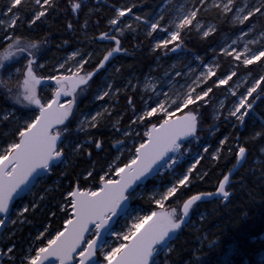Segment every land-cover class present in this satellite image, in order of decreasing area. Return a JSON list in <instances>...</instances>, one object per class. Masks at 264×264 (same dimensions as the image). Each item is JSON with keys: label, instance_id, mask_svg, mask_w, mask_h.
<instances>
[{"label": "snow or ice", "instance_id": "obj_1", "mask_svg": "<svg viewBox=\"0 0 264 264\" xmlns=\"http://www.w3.org/2000/svg\"><path fill=\"white\" fill-rule=\"evenodd\" d=\"M198 3L205 5V0H198ZM68 4L73 13H77L83 7L82 0H68ZM214 6L222 7L223 13H231L233 8H236V15L233 19L244 25L248 32L254 31L257 27L255 19L258 15L264 17V0L245 3L243 7L237 6L234 0H226V3L220 0V2L214 3ZM57 8V0H33V6L30 9H26L23 0H7L4 9L0 10V14L5 16L4 19H0V25L6 26L8 31L14 33L18 21L23 22L24 19H27L28 24L33 25L41 18H46L47 14ZM134 8H136L135 4L115 8V15L108 20V24L112 26L111 30L100 33L102 39L114 42L115 47L103 54L93 71L85 72L83 75L77 76L76 72H72V69H67L68 72H72L71 76L61 74L38 77L33 70V63L37 58L28 49L38 48L41 43L39 40L30 41L27 47L20 48L21 37L16 36L15 39H12L11 44L0 51V69L5 68V61L11 59L16 53L27 51L30 57L26 62L25 75L21 84L23 91L14 97L16 103L24 104L27 101L28 104L19 111L15 107L4 110L3 119L14 127L10 134H0L4 137L0 142V229H3L0 231V264H175V261L167 256L162 260L161 252H174L175 234L186 222L185 218L189 216L190 209L203 197L213 195V193L199 192L183 200L179 210L172 208L167 212L148 211L135 217L125 231H113L111 228L113 217L120 215L121 210L125 209L128 201L138 194L137 189L142 187L149 176L164 168L175 171L179 166V159L183 155L182 145L190 140L199 141L200 139L197 134L199 113L195 111L197 102L203 106L207 103L204 98L212 92L213 86L226 85L236 75L234 69L225 70L220 75H216L217 64L203 63L204 70L200 71L195 79L187 85V90L175 93L171 97L163 91V85L160 86V91H157L154 83L145 84V88H152L156 98L153 99L152 96H149L148 100H152V104H148L146 100L138 114L132 98L127 97L134 110L132 123L139 120L145 124L146 139H141L138 145H134V153L127 162L116 163L114 160L108 165L107 170L101 169L103 174L97 172L94 175L93 171H87V177H91L94 182L92 187H82L77 182V186L67 192V196L71 198L67 201V206L73 215L63 221L65 227L52 231H49L48 227H44L43 231L38 232L36 238L27 243L20 242L18 244L16 233L21 230L20 226L27 222L25 214L30 208L35 210L38 207V200L44 199L43 194L37 197L32 191L36 186L33 184V180L39 183L42 171L50 172L57 163L67 162L68 153L63 145L67 140L65 134L70 130L64 121L73 114L77 87L87 85L89 79L98 70L103 69L106 62H110L114 53L126 52L127 50L121 46V37L126 30L131 32L137 30L132 28L131 22L125 23L121 19L125 17V13H128L136 21L143 22L151 31L158 29L163 31L167 35V39L156 40L155 48L163 47L173 53L183 48L182 32L187 34V32L197 29L202 31L204 37H208L211 32L215 31V28L211 26L207 27V30L201 29V21L196 19L200 9L195 4L187 10H183L182 6V11L168 20L164 18L163 9L158 16L148 18L137 15L133 11ZM26 10L31 11L30 17L22 15ZM162 21L163 23H161ZM245 21H249V23L245 24ZM85 26H87V22H85ZM68 27L72 28V24L69 23ZM138 27L139 25H137ZM151 31L148 32V35H151ZM112 32L116 34L113 35ZM240 35H245V32L242 30ZM260 36L264 37V31L260 32ZM5 39H11V37L5 35ZM239 39L240 37L237 36V40ZM235 43L236 41H233V44ZM170 45L171 47H169ZM220 51L228 56L234 54V60L242 62L246 66L251 65L254 61H260L264 57V49L253 51L248 48L247 44L243 46V52L227 44L222 46ZM86 55L90 56L91 53ZM77 56H80V53L72 51L69 54V59ZM196 59L201 58L197 56ZM84 62L83 56L79 61H76L77 71L82 68ZM59 67L64 68L65 64L61 63ZM15 71L19 72V69ZM192 71V68L189 67V72ZM175 75L180 76L181 72L176 71ZM213 77L210 86L209 80ZM9 79H11V73H9ZM41 79L57 81L58 85L55 94L46 103H42L36 94L35 85L39 84ZM148 80L151 81L152 78L149 77ZM261 81H264V75L253 80L252 86L240 95L239 102L229 112V115L236 117L240 124L244 123L245 116L249 114L248 110L253 109L255 102L264 99V86H261ZM68 82L71 83V87L66 90L65 84ZM128 83L131 85V81ZM0 84L5 86V91L11 97V89L7 87V82L3 78H0ZM201 84L204 87L197 92L196 88ZM105 87L108 90L102 91L97 99L108 96L113 90L110 83ZM258 87L260 88L259 93H257ZM115 91L119 92L120 89L116 88ZM254 93L256 95H253ZM61 94H71L72 99L65 100L61 104ZM161 96L163 99H160ZM248 97H252V100H249ZM32 104L38 106V115L35 114L36 110L29 107ZM65 105L67 106L65 107ZM189 105L192 106L191 110L172 119L173 111L169 110L172 106H175V110L179 111ZM106 107L107 105H105ZM158 111L164 114V119L158 124L151 123L149 125L146 118L153 117ZM100 115L101 112L98 111L90 117L92 123L89 124V127L96 126L95 121ZM85 119L89 118L85 117ZM61 125L62 128L57 127ZM78 127L80 126L78 125ZM81 130L83 129L81 128ZM125 135L136 136L138 134L126 131ZM256 135L262 134L256 133ZM181 137L190 138V140L182 141ZM227 139L228 137L225 136L219 143L223 145ZM93 142L97 148L100 147L99 140ZM117 143L123 145L124 142L118 141ZM80 147V143L75 144L76 149ZM203 151H208L207 146H203ZM261 151L264 152V148H261ZM246 152L247 149L240 145L236 153L237 163L247 159ZM116 159L118 160L119 157ZM199 163L200 159H196L186 170L175 177L174 182L169 181L163 191L157 190L150 193L152 202L163 208L164 201L170 197L180 201L184 189L191 184L192 179L198 178V173H194L193 170ZM235 167L234 164L233 168ZM29 185L32 187L29 188ZM230 188V176L226 174L219 180L215 191L227 199L230 196ZM26 189L28 194L33 196V200L16 206L17 197ZM58 207H63V205H58ZM105 233H108L110 237H115V242L106 239ZM41 237L43 239H39Z\"/></svg>", "mask_w": 264, "mask_h": 264}, {"label": "trees", "instance_id": "obj_2", "mask_svg": "<svg viewBox=\"0 0 264 264\" xmlns=\"http://www.w3.org/2000/svg\"><path fill=\"white\" fill-rule=\"evenodd\" d=\"M146 1L82 0V9L77 13H73L68 0H57L58 8L33 25H29L27 19H24L23 22L18 21L14 33L8 31V29L2 30L0 26V51H3L16 36L21 37L20 41L24 42L39 40L43 46L42 53L39 55L45 64L38 69V72L42 75L51 76L55 73L54 66L66 52L73 49L88 52L91 47H95V50H99L97 51L99 54L95 58H91L94 60H87L84 64V70L91 69L104 53L101 50V43L95 38L91 39V24L94 22L93 20L96 19L98 25L102 26L104 19H110L115 15L116 7L135 4L136 8L133 9L135 11L140 4ZM2 2L4 0H0V10L5 7ZM23 3L26 9H30L33 6V0H23ZM91 7H93L92 10L94 9L93 12ZM199 14L200 17L215 22L217 30L208 37H201L193 30L187 32V34L182 32V49L190 54H202L204 52L205 56L203 58L205 60L209 59L210 55H216L218 58L216 75H220L225 70H229L233 56H225L218 52L211 53L209 47L214 44L215 37L229 27L218 8L210 12L200 11ZM1 15L0 19H2ZM22 15L30 17L31 11L26 10ZM249 19L251 20L252 18ZM85 22H87V26H85ZM69 23L72 24V28L68 27ZM255 23L258 29H264V17L258 15ZM5 35L11 37V39H5ZM147 39H150V37H146L143 33H136V31L126 30L123 33L120 41L127 52L114 58L108 65V67L112 66L111 76L115 86L121 85L123 82L131 81L132 83L135 79L141 80L155 65L157 56L164 54V58H167L170 55V51L163 47L150 52ZM263 62L264 57L260 61H254L247 66L243 65L242 62H237L235 66L236 74L244 75V73H250L253 77L264 75ZM13 66L6 67L2 75V78L7 82V87L11 89V97L2 84L0 87V134H10L11 129L14 127V125H10L8 121L3 119L4 110L13 107L18 111L20 110L15 105L13 97L19 90L21 73L11 75V79H9V73L12 72ZM106 69L101 71L90 84L87 94L79 103L76 116L71 123L67 124L70 131L65 135L67 140H72L73 143L71 145L64 144L63 146L68 153V158H72L64 166L60 164L53 167L52 171L45 177L46 181L40 185L41 192H43L40 194L44 195V199L38 200V207L35 210L30 208L28 213L25 214L27 222L20 226L18 244L23 240L24 236L35 235L43 231L44 227H48L49 231L62 229L64 227L63 221L71 216L72 213L67 206V201L70 200L67 192L77 185V182L82 187H92L94 182L91 177H87V171H93L94 175L97 172L103 174L101 169L107 170L108 165L116 160L117 157H119L117 163L127 162L134 153V145H138L141 139H146L144 133H140L136 137L139 141H136L132 146L133 150L131 152L126 150L117 151L114 146V137L118 136V134H114L115 131L108 129L110 125L107 123L111 117L106 115L93 128L87 127L84 131H81V128H85V125L76 128V121L80 115L85 111H91L97 106L98 101L93 99L100 86L106 82L102 79ZM212 79L214 77L210 78L209 82ZM261 86H264V81H262ZM218 89L221 91L222 87ZM215 90L216 87L213 86L212 92L208 95L207 103L200 106L199 102L195 108V111L201 115V128L198 134L204 135L210 131V128H214L207 135L208 141L211 142L208 151L203 153L200 163L193 170L194 173H198V178L192 179L190 177L192 182L184 189L182 199L176 201L171 198L168 202L169 208L178 209L184 199L195 193L214 191L223 174L235 163L237 146L243 145L247 149V159L242 168L233 176L234 181L230 188L232 193L228 200L214 199L197 204L189 223L183 228L178 237L174 239V252L167 253L161 259L163 260L167 256L174 260L175 264H263L264 152L261 151V148H264V99L256 101L253 109L248 110L249 114L245 116L243 124H240L237 119L236 121H219V118L226 116V114L225 112L221 113L217 119L212 116L211 107L216 100L214 97ZM259 92L260 88L257 93ZM44 95L50 96L47 92H44ZM139 95L140 90L137 86L131 92L127 89L120 90L115 95L105 98V101L108 100L112 104L113 113L121 114L123 112L120 126L132 125L141 132L146 126L141 121L132 123L134 110L127 99V97L132 98L136 113H139L142 108ZM191 109L192 106L189 105L176 114ZM35 114L37 113L35 112ZM163 119V114L146 118L149 125L151 123H159ZM256 133H261L262 135H256ZM225 136L228 139L221 145L219 142ZM3 138V136H0V142H2ZM96 140L100 141V146L102 147L97 149L93 142ZM76 143L81 144L79 149L75 148ZM214 147L220 148L215 157L212 156ZM178 168L182 169V166ZM154 183V179H151L146 182V185ZM45 189H48V191H45ZM31 200H33V196L27 194L16 200V206L20 202L26 204ZM131 204L140 205L148 211L157 209L150 197H146V195L132 200ZM58 205H63V207H58ZM52 213H55V215H52ZM40 239L43 238L41 237Z\"/></svg>", "mask_w": 264, "mask_h": 264}, {"label": "rangeland", "instance_id": "obj_3", "mask_svg": "<svg viewBox=\"0 0 264 264\" xmlns=\"http://www.w3.org/2000/svg\"><path fill=\"white\" fill-rule=\"evenodd\" d=\"M7 2V1H6ZM216 2H220V0H205V5H200L198 3V0H154V4H156L157 6L155 7L154 11H150L152 8L146 7L145 5H142L141 7V12L138 14L136 13V11H134L137 15L140 16H147L148 18H153L158 16L161 13V9H163V15L165 20H168L170 18H174L177 14H179L182 11V6H183V10H187L188 8L192 7L194 4L196 7H199V12L198 15L196 17L197 20L201 21V29L203 30H207V27L211 26L214 27L215 30L217 29V24L213 21H208V20H204V19H200L201 17L199 16L200 11L202 12H210L211 10L218 8V10L220 11V13L222 14L223 19L226 20L228 25H234V29L237 32H233L232 30L227 31V32H223L221 34V38L217 44L219 51L220 48L222 46H224L225 44L227 45H231L232 47H236L238 51L243 52V46L245 44H247L248 48L250 50L256 51V50H260V49H264V37L260 36V32L264 31L261 29H258L256 27V30L252 31V32H248L247 29L245 28L244 25L239 24L238 22H236L233 17L236 15V8H233V11L231 13H223L222 12V7H216L214 6V3ZM223 3H226V0H222ZM255 2V0H234V3L239 6V7H243L245 3H253ZM6 4V3H5ZM148 10V11H146ZM91 11L93 12L94 9ZM5 16H3L2 19H4ZM122 20H124L125 23H129L131 22V24H138L141 23L143 25V29H144V35L147 36L148 32L151 31L149 28H147L145 26V24L143 22H138L135 19L132 18V16H130L128 13H125V17L122 18ZM163 23V21L161 22ZM195 23V21H194ZM249 21H245V24H248ZM2 27V30H6L8 29L6 26L0 25ZM146 30V32H145ZM245 32V35L241 36L240 33L241 31ZM194 32L198 33L199 35H201V37H204L202 35V31L197 30V29H193ZM212 33V32H211ZM210 33V34H211ZM151 37V45L149 48V51H155V43L156 40L159 39H167V35L161 31V30H156V31H151V35H148ZM237 36L240 37L239 40H237ZM233 41H236L235 44H233ZM12 43V42H11ZM10 43V44H11ZM29 44V42H24V41H19V47L20 48H25L27 47V45ZM42 44L39 45L38 48H29L28 51H31L33 53V55L37 58L36 61H34L33 63V69H35V71L38 72V69L41 68L45 62H43V60L41 59V56L39 55L40 53H42ZM102 49H104L102 47ZM72 51H78L80 53V56L77 57H73L71 59H69V54ZM87 53H91L90 56L86 55ZM170 55L167 56V58H164V54L163 55H159L155 58V65H153V67L151 68L150 72H147L142 81L139 83L138 80H133L131 84V91H134V89L137 87V85L139 84V90H140V95H139V100H140V105L141 107H143L144 102L147 100L148 104H152V100H148L149 96H152L153 99H155L156 97L153 95V90L151 87L145 88L144 85L148 84V83H154L156 85V90L160 91V86L163 85V91L166 92L168 94L169 97L173 96L175 93H181L187 90V85L190 84L192 82V80L195 79V76L198 75V73L200 71H203V63H214L218 65V61L216 57H212L209 58L207 60H205L203 57L205 56V53L203 54H190L187 52H184L183 49L178 50L176 53L173 52H169ZM81 56L84 57V63L82 68L77 71L75 68V63L76 61H79ZM94 55L92 54V52L88 51V52H83L80 49H73L71 51L66 52L56 63V65L54 66V75H67V74H71L72 72H86V71H90L91 69H86L84 70V64L86 63L87 60H90ZM199 56L201 59H196V57ZM234 56V54H233ZM30 59V57L28 56V52H20V53H16L11 59L5 61V65L6 67H10L12 65H14L12 67V74L11 75H17L18 73H21V78L19 81V90L15 93L14 97L19 94L20 92L23 91V89L21 88V84L24 78V73H25V66H26V62L27 60ZM65 61H67V63H65ZM64 63L65 67L64 68H60L59 64ZM264 63V62H263ZM5 67V68H6ZM189 67L192 68V72H189ZM0 69V78H2L3 75V70L5 69ZM218 68V67H217ZM216 68V69H217ZM19 69V72H16L15 70ZM67 69H72V72H68ZM215 69V71H216ZM234 69V68H232ZM231 69V70H232ZM176 71H180L181 75L180 76H176L175 72ZM235 71L237 72L236 68ZM40 74V73H39ZM112 66H109L107 68V70L105 71V73L102 76V79L104 81H106L104 84H102V86H100V88L98 89L97 93L94 96L93 100L98 101L97 106L94 107V109H92L91 111H85L83 112L80 117L78 118V120L76 121V128H78V125L81 126H86L84 129H86L87 127H89V124L92 123L90 117L92 115H95L96 112H101V115L99 117H97L95 124H97L98 121H102L104 116H109L111 117V119L108 121V125H110L108 129L115 131L114 134H118V136L114 137V146L116 147L117 151L121 152V151H129L131 152L133 150V145L136 143V141H139L136 139V137H138L141 134H145V131L147 130V128L142 129L141 132L138 131V129L136 130L134 126L129 125V126H120V120L122 118L121 114H116L113 113V106L112 104L106 100L105 98L107 97H111L113 95H115L116 92L115 89L119 88L120 90H125L126 87L125 85H129V83H121V85H116L113 83V79H112ZM238 75V76H237ZM43 77H47L50 75H40ZM151 77L152 80L149 81L148 78ZM259 77H252L250 73H244V75H240V74H236L234 77H232L231 80H229L227 82L226 85H215L216 90L219 91L218 88L222 87V90L220 91L219 96L215 97L216 100L212 105V116L214 119H217L220 117L221 113L226 112L227 115H229L230 110L234 109L235 104H237L239 102V97L241 94H243L247 88L252 86V82L254 79H258ZM111 84L112 85V91H110L108 96H104L102 97V99H97V96L100 95V93L102 91H106L108 90L105 86L107 84ZM262 83V81H261ZM210 84V82H209ZM2 86V84H0V87ZM90 86V85H89ZM89 86L86 88V90H83L80 93V96L78 98V107H79V103L81 101V99H83L85 97V95L88 92ZM211 86V84H210ZM204 85L201 84L199 87L196 88V91L199 92L201 88H203ZM259 87L257 88L258 91ZM54 88L52 87H45L41 90V97L42 99H44L45 103L47 102V100L51 99V94L53 92ZM44 92H47L48 95L50 96H45ZM256 93H254L253 95H255ZM13 97L14 103L15 105L20 108L23 109L25 107V105L28 104L27 101L24 102V104H19L16 103L15 99ZM45 97V98H44ZM21 99H23V97L21 96ZM160 99H163V96L160 97ZM206 101L208 99V97L204 98ZM249 100H252V97H248ZM199 103V102H197ZM105 105H107V107L105 108ZM155 106V105H153ZM30 107V105H29ZM78 107L77 110L75 111L74 116L72 117V119L76 116L77 111H78ZM31 108V107H30ZM186 107L181 108L179 111L184 110ZM32 109V108H31ZM35 110V109H33ZM170 111H173V115H175L178 111L175 110V106H172L170 109ZM36 112V111H35ZM138 114V113H137ZM163 113H160L159 111L157 113H155L154 115H162ZM164 115V114H163ZM237 115H239V113H237ZM201 115L199 114V118L201 121ZM4 117V115L2 116ZM85 117H88L89 119H85ZM233 117V116H232ZM236 119V117H234ZM72 119L70 121H72ZM134 119V118H133ZM132 119V121H133ZM136 122H139V120H136ZM69 124V122H68ZM93 128V127H91ZM201 126L199 127L198 132L200 131ZM214 130V128H210V131L212 132ZM129 131L130 133H136L138 135L136 136H132V135H125V132ZM209 131V132H210ZM209 132L206 134H198V136L200 137L199 141L197 140H190V142L188 143H184L182 145L181 151L183 152V155L180 157L179 159V166H182V169L180 168H176L175 171L164 168L161 169L159 172H157L153 179L155 181L154 184H149L146 185V183H144L142 185L141 188L137 189V195L130 199V202L132 203V200L141 197L143 195H146V197H150L149 194L154 192V191H163L164 188L169 184V181L174 182L175 177L180 174V172H182L183 170H186V168L193 162H195L196 159H201L203 153L205 151H203V146H207V148L210 145V141H208V136ZM118 141H123V145L118 144ZM65 145H71L72 144V140H66V142L64 143ZM240 146V145H239ZM239 146H237L236 148V153L238 152V148ZM102 147V146H100ZM99 147V148H100ZM217 149H220L219 147H214L212 150V156L215 157L217 156L218 152ZM215 153V155H214ZM72 158L69 157L67 159L66 163H62L61 166H64L68 163V160ZM117 163V159L115 160ZM236 161V159H235ZM46 179L45 177L42 178L39 183L36 182V186L35 188L32 189V191L36 194V196L39 197V195H41V188L40 185L45 182ZM171 200V197L167 200L164 201V207L163 208H169V204L168 202ZM185 200V199H184ZM39 202V201H38ZM16 203V202H15ZM183 203V201L180 203V205L178 206V210L179 207L181 206V204ZM23 204V202H20L17 206ZM157 208H161L159 205H156L155 203H153ZM174 208V207H172ZM194 211V209H193ZM193 211L191 213V216L193 214ZM145 212H148V210H146L145 208H143L140 205H132L130 209L127 211V213L122 216L118 221L117 224L114 226V228L112 229L113 231H125L127 229V227L133 222V219L137 216L143 215ZM19 232L16 233L17 239H19L18 237ZM38 234V233H37ZM37 234L35 235H27L23 237V240H21L20 242H24L27 243L28 241L32 240L33 238L37 237ZM40 239V238H39ZM106 239L111 240L112 242H115V237H110L109 235L106 237ZM167 253L161 252L160 257H163L164 255H166ZM78 260V259H77ZM263 264H264V257H263Z\"/></svg>", "mask_w": 264, "mask_h": 264}, {"label": "water", "instance_id": "obj_4", "mask_svg": "<svg viewBox=\"0 0 264 264\" xmlns=\"http://www.w3.org/2000/svg\"><path fill=\"white\" fill-rule=\"evenodd\" d=\"M111 34H112V33H111ZM98 40H99V41H108V40H106V39H102L101 37H98ZM121 53H123V52H116V53H114L113 57L110 58V61H111L112 59H114L115 56H117L118 54H121ZM101 59H102V58H101ZM107 63H108V62H106L105 66L107 65ZM105 66H104V67H105ZM101 70H102V69L98 70V71L94 74V76H93L92 78L89 79L87 85H88V84L94 79V77H95V76H96ZM90 71H93V70H90ZM86 72H88V71H86ZM84 73H85V72H76V75L79 76V75H83ZM24 74H25V73H24ZM67 75H68V76H71L72 73H71V74H67ZM38 77H41V76H38ZM23 79H24V78H23ZM45 85H51V86H53V87L55 88L54 91H53V93H52V96L55 94V90H56V88L58 87V85H57V81L50 80V79H41L40 82H39V84H36V85H35V88H36V94H37L38 98L41 100L42 103H44V101H43L42 98L40 97L39 87H40V86H45ZM87 85H79V86L77 87L76 92H75V95H76V103H75L74 106H73V114H72V115H69V117L64 121L65 124H67V123L72 119V117H73L74 114H75V111H76V108H77V94H78L79 90H80L81 88L87 86ZM70 87H71V83H70V82H68V83L65 84V89H66V90H67L68 88H70ZM51 98H52V97H51ZM69 99H72V95H71V94H69V95L61 94V96H60V103L63 104L65 100H69ZM66 106H67V105H65V107H66ZM30 107H31L32 109H35L36 111H38V106H37V105L32 104V105H30ZM187 111H189V110H187ZM187 111H184V112H182V113H180V114H176L175 116H172V119H176V118L182 116V115H183L185 112H187ZM38 114H39V113H38ZM198 121H199V123H198V126H197V133H198V130H199V127H200V118H199V115H198ZM157 124H158V123H157ZM57 127H61V128H62L63 126L61 125V126H57ZM181 140H182V141H183V140H190V138L181 137ZM170 155H172V153H170ZM246 156H247V152H246ZM245 162H246V160H242L240 163H237V161H235V165H236V167L233 168V166H232V167L229 169V170H231V171L228 170V172H227L226 174L230 176V183H231V178L234 176V174H235L239 169L242 168V166L245 164ZM60 164H61V163H57L55 166H58V165H60ZM48 173H49V171H46V170H45V171H42V172H41V178H42L43 176L47 175ZM156 173H157V172H156ZM156 173H154L153 175L149 176V178H148L146 181H144V183H146L148 180L152 179ZM35 183H36V181L33 180V184H35ZM144 183H143V184H144ZM76 186H77V185H75L74 187H76ZM31 187H32V186L29 185V188H31ZM27 193H28V192H27V189H26L25 192H22V193L20 194V196L17 197V199H20V198L24 197ZM204 193H213V195L210 196V197H209V196H205V197H203L200 201H197V202H196V204L193 206V208L190 209L189 216L185 218L186 222L182 225V227H181L180 230H177V233L175 234V238L178 237V235L181 233V231L183 230V228L185 227V225L189 222V220H190V218H191V213H192L193 209L195 208V206H196L197 204H199V203H201V202H204V201H211V200H214V199L223 198L220 194L216 193V191H213V192H204ZM231 193H232V192L230 191V196H231ZM195 194H196V193H195ZM193 195H194V194H193ZM230 196H229V197H230ZM229 197H228V198H229ZM228 198H227V199L223 198V199H224V201H227ZM186 199H187V198H186ZM186 199H185V200H186ZM181 206H182V204H181ZM181 206H180V207H181ZM130 207H131V203H130V200H129V201H128V204H127V206H126V208L121 210L120 215H119L118 217H113V220H112V222H111V228H112V229H113L114 226L116 225L118 219H119L120 217L124 216V215L127 213V211L130 209ZM180 207H179V209H180ZM170 210H171V209H163V208H160V209H156L155 211H165V212H167V211H170ZM72 215H73V214H72ZM64 227H65V225H64ZM0 231H3V229H0ZM86 236H87V234H86ZM107 236H108V233H105V238H106ZM77 259H79V258L77 257Z\"/></svg>", "mask_w": 264, "mask_h": 264}, {"label": "bare ground", "instance_id": "obj_5", "mask_svg": "<svg viewBox=\"0 0 264 264\" xmlns=\"http://www.w3.org/2000/svg\"><path fill=\"white\" fill-rule=\"evenodd\" d=\"M7 0H4V2H2L4 5H5V3H7L6 2ZM142 5H145V8L146 7H149V8H152L150 11H154V9H155V7L157 6L156 4H154V0H147L146 2H144V3H142V4H140L138 7H137V9L135 10L136 11V13H140L141 12V6ZM93 7H91V9H92ZM146 11H148V10H146ZM3 16L4 15H1V17L3 18ZM200 19H204V20H208V19H206V18H204V17H201ZM108 20L109 19H104L103 20V25L102 26H99L98 25V21L95 19V20H93L94 22L91 24V39H97L98 40V37H100V33L101 32H103V31H105L106 29V27H107V29L110 27V29H109V31L111 30V28H112V26L111 25H109L108 24ZM208 21H211V20H208ZM227 23V22H226ZM137 25H139V27L137 28ZM227 26L229 27L226 31H223V32H227V31H230V30H232V29H234V25H228L227 24ZM132 28L133 29H137L136 30V33H144V29H143V25L141 24V23H138V24H133L132 25ZM217 30V29H216ZM215 30V31H216ZM254 30H256V28L254 29ZM261 30H264V29H261ZM233 32H237V31H235V30H232ZM145 32H146V30H145ZM222 31L220 32V34L217 36V37H215V39H214V44L213 45H211L210 47H209V50H210V52L211 53H213V52H218V53H222L221 51H219V48H218V46H217V44H218V42H219V40H220V38H221V34L223 33ZM213 33V32H212ZM199 35V34H198ZM210 35V34H209ZM199 36H201V35H199ZM146 37H150V36H146ZM150 39H151V37H150ZM150 39H147L148 40V46H150L151 45V40ZM102 51H103V49H101ZM90 52H92V48H91V50H89ZM97 51H99V50H95V51H93L92 52V54L95 56V55H97V54H99V52H97ZM101 51V52H102ZM100 52V53H101ZM150 52H152V51H150ZM204 53V52H203ZM202 53V54H203ZM223 55H225L224 53H222ZM225 56H228V55H225ZM212 57H216L217 58V56L216 55H210V57L209 58H212ZM234 57V56H233ZM232 57V62H231V64H230V68H229V70H231L232 68H234V70H235V66L237 65V61H235L234 60V58ZM217 61H218V58H217ZM252 76V75H251ZM253 77V76H252ZM257 77H259V76H257ZM256 78V77H255ZM143 79V78H142ZM142 79L141 80H138V79H135V80H138L139 81V83L142 81ZM132 85L133 84H131V85H125L124 84V86L126 87V89L127 90H129L130 92H131V87H132ZM138 86V88L140 87V85L138 84L137 85ZM125 89V90H126ZM135 90V89H134ZM216 92L214 93V97H217V96H219V94H220V91H218V90H215ZM212 109V108H211ZM213 112V111H212ZM225 114H226V112H225ZM121 115L123 116V112L121 113ZM222 120H227V121H231V120H234V121H236V119L234 118V117H232L231 115H227L226 114V116H222V117H220L219 118V121H222ZM72 143H73V141H72ZM235 164V163H234ZM233 164V165H234ZM232 165V166H233ZM231 166V167H232ZM230 169V168H229ZM228 169V170H229ZM228 170L223 174V175H226V173L228 172ZM240 170V169H239ZM238 170V171H239ZM237 171V172H238ZM236 172V173H237ZM236 173L234 174V176L236 175ZM223 178V177H222ZM221 178V179H222ZM220 179V180H221ZM233 177L231 178V183L230 184H232L233 183ZM218 187V184H217V186H216V188ZM216 188H215V190H216ZM214 190V191H215ZM229 191H231L230 189H229ZM211 192H213V191H211Z\"/></svg>", "mask_w": 264, "mask_h": 264}, {"label": "flooded vegetation", "instance_id": "obj_6", "mask_svg": "<svg viewBox=\"0 0 264 264\" xmlns=\"http://www.w3.org/2000/svg\"><path fill=\"white\" fill-rule=\"evenodd\" d=\"M122 18H123V17H122ZM122 18H121V19H122ZM109 29H110V27H109L108 29H106L105 31H103V32H107V31H109ZM112 34L115 35L116 33H115V32H112ZM97 41L100 42V43H101V47L104 48V49H103L104 53L107 51L106 48H108V50H109V49L115 47L114 42H109V41H99V40H97ZM120 42H121V41H120ZM121 46H122V43H121ZM91 48H92V52L95 51V47H94V48L91 47ZM104 53H103V54H104ZM125 53H126V52H125ZM95 56H96V55H95ZM95 56H93V57L95 58ZM93 57H92V58H93ZM92 60H94V59H91V61H92ZM99 60H100V59H99ZM99 60H98V61H99ZM98 61H97V63H98ZM97 63H96V64H97ZM96 64H95V65H96ZM95 65H94V67H95Z\"/></svg>", "mask_w": 264, "mask_h": 264}]
</instances>
